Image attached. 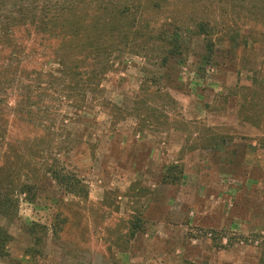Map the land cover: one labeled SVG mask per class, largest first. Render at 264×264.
Listing matches in <instances>:
<instances>
[{
	"label": "rangeland",
	"instance_id": "1",
	"mask_svg": "<svg viewBox=\"0 0 264 264\" xmlns=\"http://www.w3.org/2000/svg\"><path fill=\"white\" fill-rule=\"evenodd\" d=\"M46 1L0 0V264H264V0H134L142 44L82 107L48 82ZM35 7L36 25L15 19Z\"/></svg>",
	"mask_w": 264,
	"mask_h": 264
},
{
	"label": "trees",
	"instance_id": "2",
	"mask_svg": "<svg viewBox=\"0 0 264 264\" xmlns=\"http://www.w3.org/2000/svg\"><path fill=\"white\" fill-rule=\"evenodd\" d=\"M102 1L90 0L87 3V1L78 0L71 3L63 0L53 4L50 0L46 1L42 11L38 14L41 15L40 25H37L38 30L41 33H48L53 41H59L53 52H58L57 63L60 66L58 69L60 75H55L54 70L48 71L47 74L50 76L48 82L54 88L53 91L56 90L59 95L62 90L66 91L65 97L69 101L74 90H79L77 94L82 97L81 107L86 106L88 94H92L91 98L95 100V96L100 90L101 83L99 81L106 70L113 66V62L110 61L115 57V54L133 52L132 48L142 44L141 41L145 36V31H132L135 24L134 21L130 20V16L133 11L140 12L142 10L141 5L135 4L137 0L135 2L134 0H117L115 4H110L108 0ZM148 3L152 6L149 9L162 7V4L156 0H148ZM81 4L84 5L81 6ZM51 8H55L54 13L52 11L51 14L47 13V9ZM37 11L38 8L36 7L35 10L29 12L20 10L19 17L15 19H19L18 21L21 23H28L32 20L35 24L38 20ZM199 25L202 29L200 34L208 35L205 28L210 26L209 23L202 21ZM0 29L2 28L0 27ZM4 31L6 29H2V32ZM7 31L10 32V29ZM169 44L170 49L165 54L164 63H167L169 53L174 55L178 53L180 48L179 44H176L175 47L172 46L171 39L164 42V48L167 49ZM207 46L210 48L209 43ZM15 52L17 51H13L12 54L16 55ZM37 82L40 87L42 82ZM61 88L63 89L61 90ZM60 143L63 146V139L60 140ZM176 167L178 165L167 166L166 182L175 181L174 171ZM47 170L52 178L70 193L87 196L84 182L73 170L66 165L59 164L57 159H54ZM35 188L36 184L24 183L22 192H29ZM41 227L45 226L42 225ZM9 237L8 233L0 227V248L8 241Z\"/></svg>",
	"mask_w": 264,
	"mask_h": 264
}]
</instances>
